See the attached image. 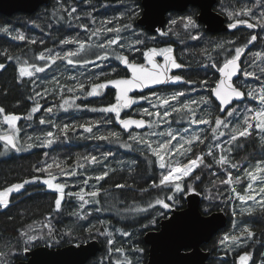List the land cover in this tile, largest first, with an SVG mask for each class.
<instances>
[{
  "label": "snow or ice",
  "instance_id": "snow-or-ice-1",
  "mask_svg": "<svg viewBox=\"0 0 264 264\" xmlns=\"http://www.w3.org/2000/svg\"><path fill=\"white\" fill-rule=\"evenodd\" d=\"M79 2L92 5V0ZM214 3L234 38L190 48L189 42L203 40L201 22L211 30L217 20L210 11ZM94 11L80 10L75 0H57L55 23L80 30L56 38L60 46H73L68 50L29 48L13 54L0 49V73L11 64L14 86L27 90L13 109L23 101L30 104L26 112L0 104V156L82 139L115 145L143 160H117L115 152L102 151L99 144L95 153H77L74 158L43 152L30 176L0 185V211L10 208L14 194L31 195L28 185L53 194L43 220L21 226L0 247V264H14L40 242L47 248L58 246L66 237L81 243L103 237L105 254L96 264H141L145 250L134 243L137 233L163 219V231L148 239L166 243L169 258L161 264H195L192 228L210 221L189 213L168 217L188 197L216 201L218 207L223 205L220 211L230 212V230L214 245L222 253V264L228 256L232 264H256L255 246H264V230L258 237L254 224L244 218L264 219V0H237L235 5L222 0H146L143 8L132 0L125 11L99 22ZM0 34L28 45L45 44L7 23L0 25ZM190 55L201 59L193 62ZM54 66L50 77L41 75ZM200 71L203 77L193 78ZM110 91L107 103H92L90 98L102 99ZM8 94L9 88L0 85V97ZM49 98L52 102L45 103ZM70 111L99 115L58 121L59 113ZM21 121L27 123L22 126ZM26 129H32L31 134ZM241 151L245 155L236 159L234 153ZM141 163L144 168L138 171ZM118 172L124 175L115 179ZM66 206L74 226L58 230L53 221L65 214ZM102 213L117 221L132 219L138 228L134 232L116 227L111 219H100ZM81 243L75 249L87 252ZM182 249H191V254ZM48 255L55 258L59 253ZM259 264H264V252Z\"/></svg>",
  "mask_w": 264,
  "mask_h": 264
},
{
  "label": "trees",
  "instance_id": "trees-1",
  "mask_svg": "<svg viewBox=\"0 0 264 264\" xmlns=\"http://www.w3.org/2000/svg\"><path fill=\"white\" fill-rule=\"evenodd\" d=\"M66 2H73V0H66ZM78 4V7L82 11H92L93 7L95 11L93 15L97 18V21L110 18L114 15L119 14L126 10V6L132 3V0H92V5L89 6L87 4L80 3L79 0H75ZM137 3L140 4L139 0H136ZM224 4H232L235 5L237 0H222ZM242 2H247V0H242ZM104 5H108L105 7ZM57 7V0H49L46 5L39 7L34 13L32 14H23V13H15L11 16H4L0 14V25L5 23L10 24L14 28H18L25 32V34L29 37H35L38 41L44 40L45 44H36V45H28L25 42H18L13 41L9 37L0 34V49L8 48L9 51L13 54H20L21 50L27 51V49L31 48L35 51L43 50L44 47L55 48L56 50L61 48L67 49L68 46H60L57 43L56 38H63L64 36L69 35H76L77 32L80 30L77 28H68L66 26L57 25L52 17L53 10ZM214 10L219 12V4L214 6ZM224 16V15H223ZM225 17V16H224ZM226 18V17H225ZM36 21V24L40 25V27L34 26L31 22ZM51 23L53 25L52 28H49L48 25ZM200 31L204 33L203 40L197 44V42H189V47L192 49H198L203 47L205 43L210 40H220V39H232L234 38L233 32L230 33H207L204 31L203 26L200 24ZM83 36L84 34L81 33ZM237 36H241V32L236 33ZM257 49H253L255 51ZM31 55V53H29ZM188 59L195 62L196 60L201 59L199 55L189 56ZM2 60V58H0ZM6 62V61H5ZM7 63V62H6ZM55 71V66L52 71H49L47 74H41L42 76L47 75L51 76ZM204 75L203 71H200L198 75L194 74L193 78H202ZM13 76H14V67L9 64L7 71L0 73V85L6 86L9 88V94L7 97H0V104H4L9 110H15L19 112H26L27 109L30 107V104L27 101H23L22 105L19 109H13V105L15 104L17 99L22 100V93L27 94L26 89H19L14 86L13 84ZM112 98L111 91L108 93L107 96L101 98H90L93 104H103L107 103ZM49 101L45 103H49ZM80 101H78L79 103ZM87 103V101H85ZM39 115V114H38ZM97 113H91L87 111H70L68 113L61 112L59 113L57 119L58 121H65L71 122L72 120H86L92 118H98ZM26 121H21V125H25ZM172 127H179L177 124H173ZM39 130V129H37ZM26 131L31 134L32 129H26ZM23 135V134H22ZM100 145V150H108L111 149L113 152L116 153L115 159L117 160H130L133 157L137 158L138 160L142 161L143 158L139 157L138 154L127 152L123 149L118 148L115 145H108L104 142H98L94 140H82V139H74L69 142H61L53 146L52 149H43V148H34L32 150L16 153V152H9L3 156H0V185L4 183V181L8 182H16L22 178H26L31 175V167L32 165L36 164L38 160L43 159V152L49 151L51 155L58 156L61 159H66L68 157L74 158L77 153H88L93 152L95 153L97 150V145ZM2 150V149H0ZM249 153L252 151L251 148L248 149ZM259 152V149H256ZM245 153L243 151L239 153H234L236 159H240ZM110 163L115 165V161L111 160ZM144 168V164H140V169ZM121 175L124 173H117L115 179H119ZM112 181H109L108 184H105V187H108ZM207 183V180H205ZM141 186H144L145 182H140ZM203 187V185L201 186ZM27 192L31 193V195H15L13 197V202L9 209L0 211V247H2L6 242H9L10 238H13L17 234V230L25 225L30 224L33 220H43V216L46 215L49 211L48 205L49 201L52 198L51 193H46L41 190V186L38 185H28L26 186ZM119 191V190H117ZM128 195V202H131V194ZM123 198V197H121ZM138 198V197H137ZM200 201V211L201 213L205 214V208L208 209V213L212 211L220 210L223 205L217 206L216 201H207L202 197ZM74 201L69 202V204H74ZM185 206V199L182 201V206L176 208L180 209ZM70 210L68 206H66V212L63 216H57L53 223L55 224L58 230H63L66 226H74L73 225V218L67 215V211ZM227 216V224L226 226L220 230L216 235H214L210 241L206 244L202 245L204 250L210 252V258L208 260V264H222L220 259L222 253L218 252L214 245L217 242V239L220 235L224 232L229 231L231 227V215L230 212L225 210L223 211ZM169 214V213H168ZM12 216L13 220H9L8 216ZM100 219H111L113 224L116 227H124L126 230L129 231H136L138 228V224L135 223L132 219L128 220H119L117 221L116 218L112 216L110 213H102L99 214ZM247 222L253 223L255 230L257 232V236H260L261 230H264V219L260 217H246L244 218ZM94 220V218H93ZM146 222V220L144 221ZM158 228V225L149 230H155ZM79 233V230H77ZM144 234V233H143ZM143 234L137 233L136 239L134 243H138L140 247L144 248V253L142 256L139 257L141 264H144L147 260L148 254V247L143 242ZM100 245L101 250L96 254L95 257L89 259L85 264H96V262L105 254V244L103 237L95 238ZM90 241V240H89ZM14 242V240H12ZM88 242V241H87ZM81 243L77 240H70L69 238H65L64 241L52 248L62 247L68 244H76ZM44 245L43 242H40L37 246ZM45 246V245H44ZM36 247V246H35ZM264 252V246L261 244H257L255 246L254 252V260L256 264H259L260 253ZM25 259V254H20L17 258L14 259V264L20 260ZM226 264H232V256H228L226 258Z\"/></svg>",
  "mask_w": 264,
  "mask_h": 264
},
{
  "label": "water",
  "instance_id": "water-1",
  "mask_svg": "<svg viewBox=\"0 0 264 264\" xmlns=\"http://www.w3.org/2000/svg\"><path fill=\"white\" fill-rule=\"evenodd\" d=\"M139 1L143 8L146 0ZM48 2L49 0H0V14L4 16H11L15 13L32 14L39 7L46 5ZM147 2L151 3V0H147ZM214 5L215 3L213 6ZM210 11L217 16V20L212 23L211 30L208 23L201 22L207 32L221 33L232 31L226 28L227 23L221 14L215 12L213 7ZM137 23H139V20ZM200 201V197L185 198V206L169 212L168 217L179 216L183 218L185 213H189L190 217L199 216L202 220L210 221L208 225H197L192 228V235L196 242L195 250L198 252V255L194 258L195 264H208L211 255L209 251L202 248V245L208 243L214 235L226 226L227 216L220 210L212 211L207 214L201 213ZM166 223L167 219L160 220L157 229L148 230L143 234V242L148 247L147 260L144 264H161V261L169 258L168 248L165 242H148L150 236H158L163 231L162 226ZM81 248L87 249V252L75 249V244H68L56 248H47L44 245H40L34 247L31 252L25 255L24 260H20L15 264H56V261H61L63 264H80V262L83 261V264H85L89 259L96 256L101 250V245L97 240H90L86 243H81ZM191 251V249H182V252L189 255L191 254ZM49 252H58L59 256L54 258L48 255ZM85 257L87 258L85 259Z\"/></svg>",
  "mask_w": 264,
  "mask_h": 264
},
{
  "label": "flooded vegetation",
  "instance_id": "flooded-vegetation-1",
  "mask_svg": "<svg viewBox=\"0 0 264 264\" xmlns=\"http://www.w3.org/2000/svg\"><path fill=\"white\" fill-rule=\"evenodd\" d=\"M109 1H115V0H109ZM140 2V1H139ZM215 5H216V3H215ZM214 5V6H215ZM214 6H213V10H214ZM215 12H217L216 10H214ZM217 13H219V12H217ZM220 14V13H219ZM222 15V14H221ZM223 16V15H222ZM224 17V16H223ZM224 19H225V22L226 23H228V21H227V19L224 17ZM202 26H203V24H201ZM203 29H204V31H206L205 30V28H204V26H203ZM207 32V31H206ZM232 32V31H231ZM207 33H209V32H207ZM221 33H230V32H221ZM212 34H217V33H212Z\"/></svg>",
  "mask_w": 264,
  "mask_h": 264
},
{
  "label": "rangeland",
  "instance_id": "rangeland-1",
  "mask_svg": "<svg viewBox=\"0 0 264 264\" xmlns=\"http://www.w3.org/2000/svg\"><path fill=\"white\" fill-rule=\"evenodd\" d=\"M73 46H71V45H69L68 47H67V49H63V50H68V48H72ZM57 50H59V49H57ZM73 71H76V70H73ZM50 102H52V101H50ZM49 102V103H50ZM146 106V105H145ZM173 128H176V127H173Z\"/></svg>",
  "mask_w": 264,
  "mask_h": 264
}]
</instances>
